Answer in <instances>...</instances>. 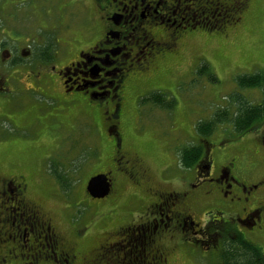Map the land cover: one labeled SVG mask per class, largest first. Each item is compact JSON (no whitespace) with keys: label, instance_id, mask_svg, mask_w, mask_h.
<instances>
[{"label":"flooded vegetation","instance_id":"af4514ba","mask_svg":"<svg viewBox=\"0 0 264 264\" xmlns=\"http://www.w3.org/2000/svg\"><path fill=\"white\" fill-rule=\"evenodd\" d=\"M30 1L46 3L49 11L56 8L54 4H61L67 16L74 4L89 6L91 1L97 18L85 36L69 34V25L57 21L43 26L34 41L24 37V28L23 33L16 25L22 21L27 0H0V62L20 67L13 75L0 68V111L29 140L78 146L87 143L74 127L82 116L71 118L72 108H84L86 103L66 98L83 95L104 109L106 132L113 141L112 168L98 173L108 177L110 194L126 181L133 187L134 199H139L142 187L149 196L143 205L144 217L134 222H116L111 208L103 212L108 224L114 222V236L103 237L90 248L84 246L91 228L83 214L69 215L67 223L61 225L58 214L35 198L36 187L26 174L4 172L0 180V239L4 242L0 264H173L170 238H176V248L187 246L190 254H214L219 264L224 263L225 247L231 240L254 247L264 259V245L255 239L264 238V126L257 129L258 145L249 148L250 157L242 156L244 149L239 146L230 147L235 138L226 132L217 140L196 132L187 145L194 153L184 155V145L159 158V182L150 177L152 167L139 152L123 149L121 133L130 85L143 88L174 76L169 66L176 69L181 64L183 43L193 41L185 35L201 29L220 30L226 23L239 21L234 20L235 4H241L242 11L246 2ZM94 31H99V36L88 43L87 36ZM71 52L75 57H70ZM31 64L42 69L24 74ZM203 64L211 70L207 62ZM43 100L58 101L62 108L51 110L41 105ZM55 168L64 167L53 162L50 167L63 189L54 175ZM175 183L180 185L174 187ZM138 202L144 203L143 196Z\"/></svg>","mask_w":264,"mask_h":264},{"label":"rangeland","instance_id":"374dc122","mask_svg":"<svg viewBox=\"0 0 264 264\" xmlns=\"http://www.w3.org/2000/svg\"><path fill=\"white\" fill-rule=\"evenodd\" d=\"M57 1L60 3L62 0ZM243 1L246 6L241 11L242 5L238 4L235 13L239 21L226 23L220 30L201 29L185 35V38L193 41L185 40L183 43L181 64L176 69L169 66L174 71V76L161 78L143 88L130 85L121 123L123 149L139 152L147 165H151L150 177L157 182L161 174L159 158H165L173 150L176 153L177 147L192 143L197 135L195 128L199 122L210 120L222 108H229L234 112L242 100L252 105L264 101L262 88H240L237 84L239 75L264 71V0ZM37 2L39 3L27 0L24 3L22 21L16 24L22 32L24 28L26 33L23 32V36L28 39L34 40L43 26L57 21L59 24L64 22L69 25V34L85 36L97 18L91 1L89 6L74 4L73 8H69L71 13L68 16L62 12L61 4H54L53 7L56 8L49 11L50 7L46 3ZM87 12H92V15L89 16ZM98 36L99 31L90 33L87 42H94ZM70 57H75V52H71ZM206 62L211 70L208 68L205 73H199L202 66L200 64ZM0 68L12 75L20 69L1 62ZM41 69V66L31 64L25 67L27 71L24 74L38 73ZM211 74L216 76L217 81H213ZM153 93L160 95L159 102L162 104L173 105L165 107L152 99L142 101L146 95ZM66 100H82L86 103L84 108L73 107L72 110H75L71 118L82 116L75 120L74 127L80 130L79 135L81 139L86 138L87 144L56 146L50 141L29 140L26 133L19 127L12 126L4 117L5 113L0 111V180L5 176L3 173L8 171L16 170L21 175L26 174L31 185L36 187L35 198L58 214V220L63 222L61 225L67 223L69 215L83 214L86 222L90 221L91 228L84 246L91 248L101 242L103 237L114 236V222L109 221L108 224L103 212L111 208L116 222H134L144 217L143 205L148 201V192L145 191L146 188H140V193L137 194L139 199L136 200L131 194L133 187L122 181L124 185L121 184L119 190L105 198H93L88 194L86 186L89 178L112 168L113 141L107 135L104 109L100 105L91 103L88 98L78 94L67 96ZM41 103L51 110L62 108L58 101L43 100ZM263 126L264 116L245 128L243 134H239L232 124L224 123L214 129L211 139L217 140L226 132L228 136L235 138L230 147L239 146L244 149L242 156L250 157L248 150L258 145L257 129L261 130ZM83 156L86 160L80 162ZM258 157L256 154L254 158ZM52 162L62 164L65 168H72L80 162L79 168L70 172L73 180L70 189H61L54 180L50 170ZM178 185L180 184L175 183L174 187ZM142 196L144 203L138 202ZM105 229H109L107 233ZM186 234L192 237L189 231ZM178 235L182 238V233ZM255 239L264 245V238L263 241ZM168 242L173 245L170 251L172 262H175L173 264H219V258L214 254H209L208 257H202L199 252L190 254L186 252L189 248L183 244L176 248V238H170ZM3 246L4 242L0 239V249Z\"/></svg>","mask_w":264,"mask_h":264},{"label":"trees","instance_id":"16d2710c","mask_svg":"<svg viewBox=\"0 0 264 264\" xmlns=\"http://www.w3.org/2000/svg\"><path fill=\"white\" fill-rule=\"evenodd\" d=\"M236 11L238 10V4H235ZM234 20L237 19L236 14ZM211 26V25H210ZM216 26V25H214ZM213 27V26H211ZM208 70L207 64H203L198 70L199 73H205ZM213 81H217L216 76L211 74ZM237 84L240 88L259 87L264 90V71L254 72L251 74H243L237 77ZM153 100L163 106H172V103L162 104L161 99L158 97H145L142 101L148 102ZM237 109L232 112L229 108H222L217 110L213 117L207 121H201L196 125V132L202 136H209L214 132V129L220 124L230 123L239 132V134L245 132V128H249L250 125L264 116V101L256 105H252L242 100ZM194 148L187 146L184 148L185 154H192ZM198 152L196 153V155ZM86 157H82L80 162H85ZM79 163L73 165L72 168L56 169L54 175L57 180L61 182L63 189L66 191L73 186V180L70 172H75L79 168ZM222 264H264V259L260 258L258 251L242 242L231 240V242L225 247V252L222 257ZM221 264V263H220Z\"/></svg>","mask_w":264,"mask_h":264},{"label":"water","instance_id":"95a60500","mask_svg":"<svg viewBox=\"0 0 264 264\" xmlns=\"http://www.w3.org/2000/svg\"><path fill=\"white\" fill-rule=\"evenodd\" d=\"M87 190L94 198H104L111 192L109 179L106 175L98 174L88 181Z\"/></svg>","mask_w":264,"mask_h":264}]
</instances>
